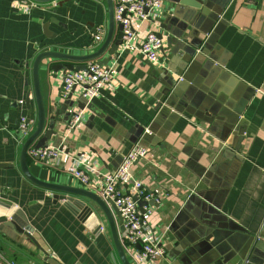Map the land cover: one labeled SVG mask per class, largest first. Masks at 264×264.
Wrapping results in <instances>:
<instances>
[{"label":"crops","instance_id":"0c3cea01","mask_svg":"<svg viewBox=\"0 0 264 264\" xmlns=\"http://www.w3.org/2000/svg\"><path fill=\"white\" fill-rule=\"evenodd\" d=\"M57 2L28 7L0 0V164L10 166L0 168V199L16 206L17 225L30 229L38 244L12 227L9 235L0 234V264H115L113 256L121 264L104 218L102 232L93 234L20 169V119L33 122L29 136L37 125L31 74L36 56L45 51L89 55L109 30L106 0ZM207 3L164 0L154 23L143 29L162 36L159 64L121 45L106 65L113 79L90 102L82 124L70 134L66 125L56 127L62 138L48 146L64 147L55 164L28 160L38 180L84 188L67 171L76 159L112 172L142 141L148 154L134 164L132 175L158 200L149 204L148 220L165 256L155 264H241L249 236H264V0ZM223 4L219 22L202 15ZM98 29L102 40L93 44ZM118 34L116 22L99 60L108 58ZM194 48L187 65L184 57ZM63 74L42 67L46 108L64 101ZM170 90L179 114L156 122ZM80 97L76 89L74 107ZM150 126L154 135L142 140V128ZM84 189L97 193L93 186Z\"/></svg>","mask_w":264,"mask_h":264},{"label":"built area","instance_id":"2783aa9c","mask_svg":"<svg viewBox=\"0 0 264 264\" xmlns=\"http://www.w3.org/2000/svg\"><path fill=\"white\" fill-rule=\"evenodd\" d=\"M24 6H32L30 0H12ZM114 19L122 26L123 50L137 49L151 64L158 65L163 40L155 31L143 32L144 26L154 23L158 12L164 6V0H112ZM143 34L139 45L136 41ZM103 30L98 29L93 36V44L102 40ZM87 72L69 71L63 74L62 98L66 99L73 89L80 91V95L90 103L98 97L101 91L110 85L113 70L101 67L96 62L86 64ZM86 110V109H85ZM85 110L76 109L67 125L70 134L82 124ZM33 122L22 117L16 131V141L23 144L32 130ZM62 154L59 147L45 148L30 147L27 151L28 160L39 162L57 161ZM148 149L142 141H137L130 151L123 157L120 166L112 172L102 173L87 167L81 159L67 169L68 174L84 188L93 186L105 201H112L119 210L126 228V238L122 241L126 256L131 264H155L165 256V251L155 241L150 233L148 217L152 209L148 205L158 200L154 194L147 192L143 184L132 175L134 164L145 158ZM83 167V169H81ZM146 204L141 206V204ZM140 245V248L138 246Z\"/></svg>","mask_w":264,"mask_h":264},{"label":"water","instance_id":"95a60500","mask_svg":"<svg viewBox=\"0 0 264 264\" xmlns=\"http://www.w3.org/2000/svg\"><path fill=\"white\" fill-rule=\"evenodd\" d=\"M58 1V6H62L63 4L71 1V0H30V3L37 4H49L52 2ZM108 9H109V30L106 36L104 43L100 46L98 50L95 52L84 55H70L64 54L61 52L54 51H45L39 53L35 60L33 61L31 67L32 74V86H33V95L36 102L37 108V125L35 131L28 137V139L23 143L21 153H20V169L23 176L35 186L46 189L52 192V198L56 202H61L65 208H67L84 226H86L93 234L98 235L102 232L103 225L101 223L102 218H104L107 222L109 231L112 235L113 243L116 249V253L118 259L121 264H131L128 257L126 256L122 241L126 238V228L124 226V220L121 217V214L115 203L112 201H105L100 195L95 192H92L88 189L84 188H76L71 186H64L58 184H52L48 182H43L34 177L28 167V158L27 151L30 147L34 146L36 148H45L48 147L49 141L53 138L60 140L62 137L56 130L57 126L68 125L74 111L76 108L85 110L88 109L91 103H88L82 96L79 99L78 106L74 107L73 95L76 89H73L69 96L66 99H63L62 102H57L46 108L42 89L40 82V73L42 67H46L47 70L52 72H69V71H78V72H87L86 63L90 61H96V63L103 67L109 64L112 60V57L116 54L119 47L123 43V31L122 26L119 25V34L112 46L111 50L108 52L109 56L106 59L99 60L100 57L105 53L109 44L112 41L114 30H115V19H114V10H113V2L112 0H106ZM215 0H208L207 5L211 6ZM225 5L222 7L215 8L213 6V13L205 12L202 10V15L210 18L214 23L220 21V17L222 15L223 9ZM46 27H44L45 31ZM177 36V35H176ZM162 39V36H159ZM179 36H177L178 38ZM168 44L172 43L171 39H168ZM185 43V42H184ZM178 51L180 45L176 43ZM197 48H194L192 52H188V56L184 57L185 64L191 61L196 55ZM185 64L183 69L185 68ZM179 76V75H178ZM182 76H179V79ZM181 80V79H180ZM178 82V81H177ZM177 82H174L176 84ZM172 95V90H170L165 99L161 100L157 110L158 116L156 118V122L161 123L162 120L171 113H178V110L175 109L174 102L170 100ZM30 94L26 100L27 107L30 108ZM179 114V113H178ZM231 132L235 130V126H230ZM154 130L152 126L147 129L142 128L140 132V138L142 140H146L147 137L153 136ZM63 147H59L60 151H63ZM235 149V148H233ZM237 149V148H236ZM9 165L0 164V168H8ZM83 169V167L81 168ZM96 206L93 207L90 203ZM153 201L149 202L152 204ZM148 204V205H149ZM146 204H141V206ZM204 210L207 211V206L205 203L201 202L199 204ZM18 210L15 205L0 199V234L3 236H7L10 233L11 228L13 227L19 234H22L29 238L32 242H34L37 246L35 239L31 236L30 229L22 230L17 225V220L15 218ZM117 225L120 226L119 230ZM239 232H243L239 228H237ZM262 237V238H261ZM251 240L250 245L247 247L245 253H241L240 258L242 260L241 264H264V236H249ZM140 248V245L138 246ZM115 264H117L115 257H112Z\"/></svg>","mask_w":264,"mask_h":264}]
</instances>
